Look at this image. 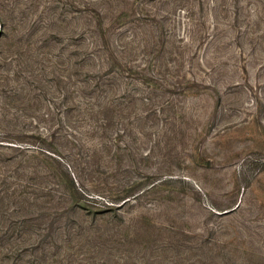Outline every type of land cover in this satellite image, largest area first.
<instances>
[{
	"label": "rangeland",
	"instance_id": "obj_1",
	"mask_svg": "<svg viewBox=\"0 0 264 264\" xmlns=\"http://www.w3.org/2000/svg\"><path fill=\"white\" fill-rule=\"evenodd\" d=\"M73 5V0H0L1 89L15 83L21 86L30 72L43 71L45 77L51 76V69L55 74L64 68L72 71L78 56L87 55L85 47L78 45L83 38L74 32ZM240 5L238 21L229 10L230 18L222 19V36L191 41L185 38L186 28L181 24L164 26L161 40L146 48L149 56L182 60L181 67L171 63L169 70L186 73L191 85L187 92L164 93L171 100V116L159 121V135L147 124L137 125L131 134L120 131L111 141L120 146V152L108 148L95 156L101 160L98 168L90 162L101 147L99 138L78 140L66 135L68 144L82 146L71 148L61 143L57 147L55 157L60 162H53L51 175L46 177L47 185L57 193L64 190L63 169L80 181L77 184L91 177L106 184L107 175L106 182L113 185L144 181L145 197L119 210L123 224L114 235L119 241L113 236L100 244L98 238L87 237V233H96L97 227L113 226L114 217L97 215L94 220L81 208L73 213L65 208L67 203L60 202L48 209V218L56 215V221L52 231L42 237L47 254L35 252L29 245L32 240H27L20 260L0 253V264H264V13L252 34L248 9L254 8L255 2L242 1ZM50 20L54 23L48 27ZM128 30L127 25L116 23L110 29L111 37L119 40L123 34L129 40ZM144 30L138 28L139 33ZM165 36L175 37L176 53H158ZM171 44L166 42L164 50ZM16 71L20 72L17 82L11 79ZM14 103L21 106L19 100ZM21 118L18 126L26 123L31 128L35 122L31 116ZM60 139L66 142L64 137ZM152 182L155 189L148 188L154 187ZM233 200L235 209L230 212L214 207ZM227 221L241 233L224 238L233 242L228 246L230 252L222 253L224 243L217 232ZM37 227L28 233L34 236ZM41 227H46L45 222ZM2 230L0 217V235H5L0 238V251L5 252L9 242H19L20 237L16 230L7 234ZM210 249L212 252H207Z\"/></svg>",
	"mask_w": 264,
	"mask_h": 264
},
{
	"label": "trees",
	"instance_id": "obj_2",
	"mask_svg": "<svg viewBox=\"0 0 264 264\" xmlns=\"http://www.w3.org/2000/svg\"><path fill=\"white\" fill-rule=\"evenodd\" d=\"M242 1L248 0H73L76 13L74 32L77 38H83L78 45L85 47L83 52H87V55L78 56L72 71L64 68L55 74L51 69V76L45 77L43 71L37 74L30 72L24 75L25 82L21 86L18 87L15 83L9 88H0L2 234L16 230L20 237L19 242H9L10 248H6L7 251H0L3 256L12 254L20 260V253L27 248L22 245L27 240H32L29 245L37 250L35 252L46 255L42 237L52 231L56 221V215L48 218V209L52 204L60 202L67 203L65 208L73 213H78L77 207L81 208L94 220L97 215L108 214L114 217L116 222H112L111 228L97 227L96 233H87V237L98 238L100 244L119 233L123 224L119 210L122 206L133 205L145 197L146 189L142 188L144 181L134 179L113 185L106 182L109 177L107 175L104 179L106 184L98 182V177H91L77 184L80 181L77 178L75 181L70 171L63 169L64 190L63 193H57L46 181L47 174L51 175L53 162H60L55 157L59 154L57 147L61 143L69 147L82 146L81 143L73 144L70 140L72 145L68 144L66 135L78 140L99 138L101 147L96 148L94 160L90 162L92 167L98 168L101 160L95 156L108 148L120 152V146L111 142L120 131L126 130L131 134L137 125L147 124L154 127V134L159 135L162 130V126L158 125L159 121H166L171 116V100L165 98L164 93L173 90L187 92L191 85L186 73L169 70L171 63L173 67H181L182 60H176L175 57L169 59L165 55L149 56L146 48L151 49L159 42L158 38L161 40L164 26L174 28L181 24L184 30L186 28L185 38L189 37L191 41L195 38L209 40L219 37L222 19L230 18L228 10L233 20L238 21ZM252 2H255V7L248 9L247 23L253 27L250 33L255 34V28L263 21L261 14L264 13V0H251ZM53 23V20L48 21V27ZM116 23L128 26L129 40L123 34L119 36V40L112 39L110 29ZM141 26L145 30L139 33L138 28ZM179 36L182 38L183 35ZM164 38L158 53H176L173 47L175 37ZM166 42L172 44L169 49L164 50ZM138 51H141V57H138ZM144 55L147 57L144 58ZM162 67L164 70H159ZM18 77L20 72L16 71L11 79L17 82ZM1 84L5 87V83ZM15 100H19L21 106L16 105ZM22 116L35 119L31 128L26 123L18 126L23 120ZM29 124L32 125V122ZM26 125L27 128H24ZM86 125L92 126L91 129L82 128ZM75 132L81 135L77 136ZM140 132L143 133V130ZM62 137L66 142H61ZM153 182L150 186L154 187L148 188L157 187ZM233 202L234 200L228 201L214 207L220 210L230 209ZM55 211L57 210L53 207V212ZM44 222L46 227H41ZM35 226H39V231L33 236L28 232ZM111 229L112 231H107ZM236 233L241 232L233 222L227 221L218 229V240L224 243L222 253L230 252L231 247L228 246L233 242L232 239L226 241L224 238L236 237ZM56 236L57 233L54 237ZM4 237L5 235H0V238ZM100 244H97L98 248ZM211 250L207 252H212Z\"/></svg>",
	"mask_w": 264,
	"mask_h": 264
},
{
	"label": "water",
	"instance_id": "obj_3",
	"mask_svg": "<svg viewBox=\"0 0 264 264\" xmlns=\"http://www.w3.org/2000/svg\"><path fill=\"white\" fill-rule=\"evenodd\" d=\"M231 209H233V208H231ZM231 209H224L222 212H228V211H230Z\"/></svg>",
	"mask_w": 264,
	"mask_h": 264
}]
</instances>
